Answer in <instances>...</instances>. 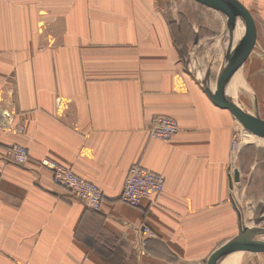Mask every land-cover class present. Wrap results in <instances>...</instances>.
Masks as SVG:
<instances>
[{
  "label": "crops",
  "instance_id": "obj_1",
  "mask_svg": "<svg viewBox=\"0 0 264 264\" xmlns=\"http://www.w3.org/2000/svg\"><path fill=\"white\" fill-rule=\"evenodd\" d=\"M239 1L258 31L264 18ZM256 38L223 95L264 120ZM227 45L226 18L196 0H0V264H214L264 211V144L245 143L209 94ZM153 116L178 132L151 138ZM16 144L23 165L6 158ZM43 159L98 184L101 209L56 184ZM132 165L165 181L137 207L120 200ZM143 225L155 236L132 245Z\"/></svg>",
  "mask_w": 264,
  "mask_h": 264
},
{
  "label": "built area",
  "instance_id": "obj_2",
  "mask_svg": "<svg viewBox=\"0 0 264 264\" xmlns=\"http://www.w3.org/2000/svg\"><path fill=\"white\" fill-rule=\"evenodd\" d=\"M18 130H22L21 128ZM179 130L177 122L168 116H153L148 125L149 136L156 140H168ZM232 151L237 153L238 138H234L231 143ZM6 158L16 164L23 165L27 158V149L22 145H13L6 152ZM40 163L48 168L53 175L56 184L66 190L69 194L79 199L86 208L99 211L101 209L103 194L98 184L90 182L70 168L56 164L53 161L43 159ZM230 178L233 170L230 169ZM164 178L162 175L149 171L140 165H132L126 173L120 200L129 206H140L143 201H151L159 195L164 188ZM140 237L132 240L134 244L145 245L146 240L154 236L153 232L145 225L139 228Z\"/></svg>",
  "mask_w": 264,
  "mask_h": 264
},
{
  "label": "water",
  "instance_id": "obj_3",
  "mask_svg": "<svg viewBox=\"0 0 264 264\" xmlns=\"http://www.w3.org/2000/svg\"><path fill=\"white\" fill-rule=\"evenodd\" d=\"M196 1L211 7L226 18L228 45L217 76L216 89L214 93L209 92L211 98L216 104L229 110L244 128L264 136V120L257 115L247 112L238 102L228 100L223 95L225 82L245 58L254 40L255 28L247 9L239 0ZM236 17L241 21L243 31L240 38L233 45V32L237 21L236 19H238ZM233 179H238L237 170L233 171ZM243 244H256L264 247V227L254 225L242 227L238 235L222 249L214 264H223L229 255Z\"/></svg>",
  "mask_w": 264,
  "mask_h": 264
},
{
  "label": "rangeland",
  "instance_id": "obj_4",
  "mask_svg": "<svg viewBox=\"0 0 264 264\" xmlns=\"http://www.w3.org/2000/svg\"><path fill=\"white\" fill-rule=\"evenodd\" d=\"M248 3H252L251 5H254V8L256 9H251V12L255 11V15L256 17L253 18V20L255 19H261L264 18V0H247ZM250 11V10H249ZM238 18V17H236ZM236 23H235V28H234V34H238V36L240 35V28H242L243 26H240L239 23V19H236ZM241 22V21H240ZM242 24V23H241ZM256 24H254V28H255V40L257 33L259 34H263L264 33V24H258V31H256ZM243 31V28H242ZM263 39V38H261ZM261 42V40H260ZM263 42V41H262ZM259 117V116H258ZM240 127V124L238 125ZM242 126V125H241ZM242 130L244 132V136L242 137L243 141L245 143H251V144H264V136L259 135L257 133H254L246 128H244L242 126ZM255 137H260L258 139H256ZM258 155L259 156H263L262 159H264V149H259L258 151ZM233 165V164H232ZM233 167V166H231ZM262 202H258L259 208L261 209V204ZM246 203H244L245 206ZM251 205L250 203H247L246 206ZM254 210H256V208H253ZM260 226V227H264V211L263 210H259V211H255L253 217H245L243 220V227H249V226ZM146 227H148L147 225H145ZM149 228V227H148ZM149 230L151 232H153L150 228ZM154 236L155 233L153 232ZM238 235V233H237ZM235 233V236H237ZM153 236V237H154ZM132 245H137L134 244L132 242ZM238 252V253H237ZM237 253V254H236ZM211 256H208V259ZM230 258H233V260L231 261V264H264V247L258 246L256 244H243L235 249L230 255Z\"/></svg>",
  "mask_w": 264,
  "mask_h": 264
},
{
  "label": "bare ground",
  "instance_id": "obj_5",
  "mask_svg": "<svg viewBox=\"0 0 264 264\" xmlns=\"http://www.w3.org/2000/svg\"><path fill=\"white\" fill-rule=\"evenodd\" d=\"M238 19H239V18H238ZM239 23H240V26H242L240 20H239ZM242 28H243V27H242ZM242 28H241V32H240V34L242 33ZM238 124H240V123L238 122ZM240 125H241V124H240ZM240 248H241V246H240ZM231 259H232V258L228 257V258L225 260V262H224L223 264H229L230 261H231Z\"/></svg>",
  "mask_w": 264,
  "mask_h": 264
}]
</instances>
